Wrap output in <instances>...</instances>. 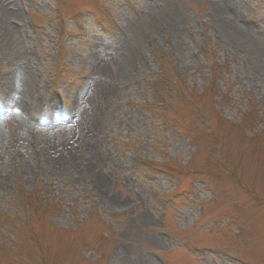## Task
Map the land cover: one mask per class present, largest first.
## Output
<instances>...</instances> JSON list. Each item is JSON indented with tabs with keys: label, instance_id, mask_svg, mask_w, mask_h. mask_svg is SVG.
I'll list each match as a JSON object with an SVG mask.
<instances>
[{
	"label": "rangeland",
	"instance_id": "obj_1",
	"mask_svg": "<svg viewBox=\"0 0 264 264\" xmlns=\"http://www.w3.org/2000/svg\"><path fill=\"white\" fill-rule=\"evenodd\" d=\"M0 142V264H264V0H0Z\"/></svg>",
	"mask_w": 264,
	"mask_h": 264
},
{
	"label": "bare ground",
	"instance_id": "obj_2",
	"mask_svg": "<svg viewBox=\"0 0 264 264\" xmlns=\"http://www.w3.org/2000/svg\"><path fill=\"white\" fill-rule=\"evenodd\" d=\"M6 1H8V0H6ZM9 5L11 6L12 3H10ZM223 9H226V10H224L225 12L228 11V5H227V7L226 6L223 7ZM244 32H245V29L239 28L238 26H234L233 24H231L229 27H227L223 31L225 38H226V41L228 43H230V41H231L236 46H240L238 43H235L236 41H238V42L244 41V39H245V37L243 36ZM9 37H10L11 47L14 48L15 53L18 56L25 55L23 50L20 47V45L23 43L21 31H18L16 29L15 30L9 29ZM246 41H247V39H246ZM20 65L22 68H25L27 66V63H24V64L20 63ZM12 83H13L14 89L17 91V93L15 95L16 101L17 102H26V99L28 98L29 91H28V88L24 84L23 77L18 75L17 77L14 78ZM61 131H63V129ZM16 142H17L18 147L22 151L21 160L23 162L24 171L27 175H29L32 172L30 155L32 153L33 147L28 142H26L25 136L22 135L21 133L20 134L17 133ZM3 149H4V147H3L2 143L0 142V151H3ZM69 149H67L68 154L70 153ZM55 162H56V166H59L60 168H64V169L68 168L67 166L64 165V163H61L60 160H58V159H56ZM73 162H75V161L73 160ZM100 184H101V187L103 188V191L105 192V190H104L105 188L103 187V183L101 182Z\"/></svg>",
	"mask_w": 264,
	"mask_h": 264
}]
</instances>
